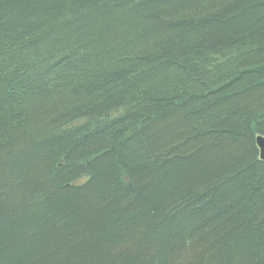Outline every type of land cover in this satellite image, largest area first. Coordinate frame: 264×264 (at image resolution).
Returning <instances> with one entry per match:
<instances>
[{
    "label": "trees",
    "instance_id": "1",
    "mask_svg": "<svg viewBox=\"0 0 264 264\" xmlns=\"http://www.w3.org/2000/svg\"><path fill=\"white\" fill-rule=\"evenodd\" d=\"M264 0H0V264H264Z\"/></svg>",
    "mask_w": 264,
    "mask_h": 264
},
{
    "label": "water",
    "instance_id": "2",
    "mask_svg": "<svg viewBox=\"0 0 264 264\" xmlns=\"http://www.w3.org/2000/svg\"><path fill=\"white\" fill-rule=\"evenodd\" d=\"M256 144L257 147L259 148V158L264 160V136H257L256 137Z\"/></svg>",
    "mask_w": 264,
    "mask_h": 264
}]
</instances>
